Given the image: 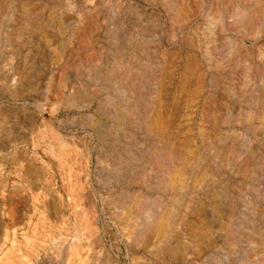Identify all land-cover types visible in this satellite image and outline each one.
<instances>
[{
  "label": "rangeland",
  "instance_id": "1",
  "mask_svg": "<svg viewBox=\"0 0 264 264\" xmlns=\"http://www.w3.org/2000/svg\"><path fill=\"white\" fill-rule=\"evenodd\" d=\"M0 264H264V0H0Z\"/></svg>",
  "mask_w": 264,
  "mask_h": 264
}]
</instances>
